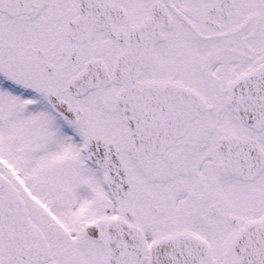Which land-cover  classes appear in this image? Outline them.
Instances as JSON below:
<instances>
[{
  "label": "snow or ice",
  "instance_id": "1",
  "mask_svg": "<svg viewBox=\"0 0 264 264\" xmlns=\"http://www.w3.org/2000/svg\"><path fill=\"white\" fill-rule=\"evenodd\" d=\"M0 264H264V0H0Z\"/></svg>",
  "mask_w": 264,
  "mask_h": 264
}]
</instances>
